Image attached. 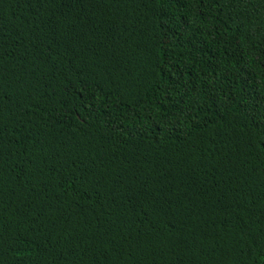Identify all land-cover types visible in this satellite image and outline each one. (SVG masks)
Wrapping results in <instances>:
<instances>
[{
  "label": "trees",
  "instance_id": "trees-1",
  "mask_svg": "<svg viewBox=\"0 0 264 264\" xmlns=\"http://www.w3.org/2000/svg\"><path fill=\"white\" fill-rule=\"evenodd\" d=\"M0 264H264V0H0Z\"/></svg>",
  "mask_w": 264,
  "mask_h": 264
}]
</instances>
